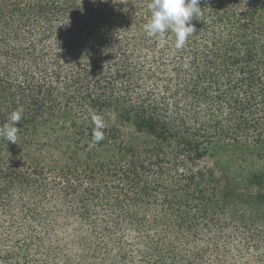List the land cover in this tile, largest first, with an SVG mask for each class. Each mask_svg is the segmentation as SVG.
<instances>
[{
    "label": "trees",
    "instance_id": "trees-1",
    "mask_svg": "<svg viewBox=\"0 0 264 264\" xmlns=\"http://www.w3.org/2000/svg\"><path fill=\"white\" fill-rule=\"evenodd\" d=\"M150 2L0 0V264H264V0Z\"/></svg>",
    "mask_w": 264,
    "mask_h": 264
},
{
    "label": "clouds",
    "instance_id": "clouds-1",
    "mask_svg": "<svg viewBox=\"0 0 264 264\" xmlns=\"http://www.w3.org/2000/svg\"><path fill=\"white\" fill-rule=\"evenodd\" d=\"M200 0H151L148 8L151 12L149 22L144 25L147 36H159L165 39L170 30L175 37V47L182 49L189 37L195 32L191 21L202 15ZM23 118V108L14 110L9 116V122L0 127V137L16 144L19 128L17 125ZM91 122L94 130L91 133L92 142L98 144L105 139L103 129L105 122L100 115L93 114Z\"/></svg>",
    "mask_w": 264,
    "mask_h": 264
},
{
    "label": "rangeland",
    "instance_id": "rangeland-1",
    "mask_svg": "<svg viewBox=\"0 0 264 264\" xmlns=\"http://www.w3.org/2000/svg\"><path fill=\"white\" fill-rule=\"evenodd\" d=\"M127 131H129V129H126ZM127 137V135H125Z\"/></svg>",
    "mask_w": 264,
    "mask_h": 264
}]
</instances>
